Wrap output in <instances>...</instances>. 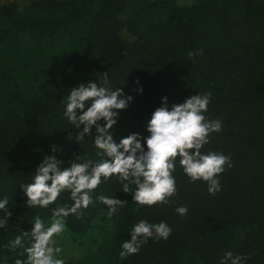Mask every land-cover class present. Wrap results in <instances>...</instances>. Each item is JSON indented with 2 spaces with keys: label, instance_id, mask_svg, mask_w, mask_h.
I'll list each match as a JSON object with an SVG mask.
<instances>
[{
  "label": "trees",
  "instance_id": "16d2710c",
  "mask_svg": "<svg viewBox=\"0 0 264 264\" xmlns=\"http://www.w3.org/2000/svg\"><path fill=\"white\" fill-rule=\"evenodd\" d=\"M105 73L107 87L133 97L114 126L117 141L148 136L147 122L164 97L171 108L210 94L203 114L220 120L222 131L201 151L230 156L233 167L219 175L221 190L213 196L177 160L176 195L153 207L135 203L113 176L92 193L82 217L64 218L58 258L64 264H221L232 252L245 257L242 264H264V0L1 2L0 200L8 199L12 216L0 227V264L26 260L23 249L5 246L20 230L30 232L35 217L51 224L54 209L73 204L66 191L47 208L28 206L21 185L33 181L44 157L56 155L62 167L102 159L95 127L81 144L75 136L83 126L75 128L64 111L72 88L99 83ZM100 195L127 203L109 219ZM180 206L188 207L186 216L177 214ZM141 220L164 221L171 235L121 259L122 243Z\"/></svg>",
  "mask_w": 264,
  "mask_h": 264
},
{
  "label": "clouds",
  "instance_id": "9594fccd",
  "mask_svg": "<svg viewBox=\"0 0 264 264\" xmlns=\"http://www.w3.org/2000/svg\"><path fill=\"white\" fill-rule=\"evenodd\" d=\"M108 83V75L105 73L99 83H81L72 88L64 111L65 118L75 128L83 126L82 131L75 136L81 144L85 136L93 135L92 129L95 127L94 145L99 150L97 155L102 159L98 162L70 161L69 167H62L64 161L56 155L45 156L36 168L33 181L21 185L29 207L47 208L66 191L70 193L73 204L54 209L48 227L37 216L30 232L20 230L22 234L5 246L11 251L23 249L26 253V260L16 259L15 264H64V260L58 258L62 249L55 246L54 240L65 230L64 218L69 215L82 217L83 210L94 203L92 193L102 182L111 180L113 176L121 182L123 192L134 194L135 203L153 207L168 204L170 198L176 195L173 172L177 160L190 181L206 182L208 192L213 196L221 190L219 175L226 168L233 167L230 156L216 152L203 154L201 151L210 142L212 133L222 131L220 120H207L203 114L208 110L210 94L192 95L183 103L172 104L171 108L168 98L164 97L162 106L152 113L147 122L148 136L132 133L117 141L113 135L114 126L118 123L121 110L127 109L133 97L126 96L122 88L110 89ZM139 91L142 93L143 89ZM56 151L53 147V152ZM130 185L136 186L134 192ZM96 200L108 207L109 219L127 203L105 195L97 196ZM8 203L6 197L0 200V210L4 212L0 227L6 226L12 216ZM188 211L187 206L176 208L177 214L182 217ZM171 232V227L164 221L158 224L139 221L132 227L130 239L122 243L120 258L126 259L138 254L150 239L157 242L167 240ZM25 237L30 238L27 246ZM244 259L240 255L233 256L232 252H226L221 264H242Z\"/></svg>",
  "mask_w": 264,
  "mask_h": 264
},
{
  "label": "rangeland",
  "instance_id": "374dc122",
  "mask_svg": "<svg viewBox=\"0 0 264 264\" xmlns=\"http://www.w3.org/2000/svg\"><path fill=\"white\" fill-rule=\"evenodd\" d=\"M3 1H7V2H14V1H17V2L23 3V0H0V3L3 2ZM193 1H194V0H178V2H179L181 5H190ZM44 224H45V225L47 224L46 227L50 226V224H48V223H44ZM64 234H65V232H64ZM62 236H63V233L60 234L59 236L54 237L55 242L57 243L58 240L61 239ZM56 243H55V244H56ZM60 248H62V247L60 246ZM76 252H77V251H76ZM69 256H70V255H68V254H64V255H63V257H65L66 259H68ZM60 258H62V257H60Z\"/></svg>",
  "mask_w": 264,
  "mask_h": 264
}]
</instances>
